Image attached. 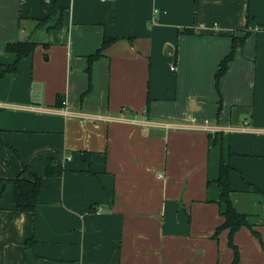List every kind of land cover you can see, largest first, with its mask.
<instances>
[{
  "label": "crops",
  "instance_id": "obj_1",
  "mask_svg": "<svg viewBox=\"0 0 264 264\" xmlns=\"http://www.w3.org/2000/svg\"><path fill=\"white\" fill-rule=\"evenodd\" d=\"M19 41L37 47L0 78V264H232L222 160L261 235L236 232L238 264H264V0H0V70Z\"/></svg>",
  "mask_w": 264,
  "mask_h": 264
},
{
  "label": "trees",
  "instance_id": "obj_2",
  "mask_svg": "<svg viewBox=\"0 0 264 264\" xmlns=\"http://www.w3.org/2000/svg\"><path fill=\"white\" fill-rule=\"evenodd\" d=\"M43 22V21H41ZM188 31V30H185ZM184 31V32H185ZM191 32V30H190ZM248 35L242 38H234L232 51L221 61L218 71L216 73V88L219 89V82L221 77L228 71L230 62L233 60L235 50L238 43L241 45L246 41ZM116 39L108 36L104 37L101 48L93 55L88 57L89 64L87 72L91 77L93 63L104 55V51L115 42ZM37 47V43L33 41H19L8 43L6 46V54L15 58V62L4 70H0V78L4 77L7 73H15L19 70L20 64L23 59L32 55ZM91 87V81H90ZM233 168L226 164L223 160L220 164L219 177L217 183L220 188V204L225 206V211L222 213L224 222L217 227L214 238H218L223 230H228V243L234 251V260L232 264H238L240 261V253L237 245L234 242V236L242 227L249 228L254 235L261 240L260 233L254 229L253 225L248 220V215L240 213L233 205L231 200V186H230V173ZM48 174L54 175L59 171H55L53 162H49L47 166ZM15 183V209L17 211L35 212L39 204V197L42 189L41 178L35 176L33 179H24L17 177Z\"/></svg>",
  "mask_w": 264,
  "mask_h": 264
},
{
  "label": "built area",
  "instance_id": "obj_3",
  "mask_svg": "<svg viewBox=\"0 0 264 264\" xmlns=\"http://www.w3.org/2000/svg\"><path fill=\"white\" fill-rule=\"evenodd\" d=\"M172 69H174V67Z\"/></svg>",
  "mask_w": 264,
  "mask_h": 264
}]
</instances>
